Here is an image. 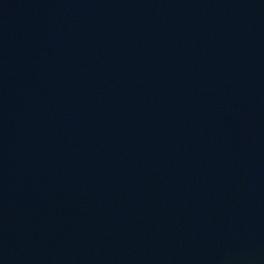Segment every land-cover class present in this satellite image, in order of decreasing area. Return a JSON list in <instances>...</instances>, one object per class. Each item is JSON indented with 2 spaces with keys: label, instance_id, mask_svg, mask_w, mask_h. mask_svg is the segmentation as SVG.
<instances>
[{
  "label": "water",
  "instance_id": "obj_1",
  "mask_svg": "<svg viewBox=\"0 0 264 264\" xmlns=\"http://www.w3.org/2000/svg\"><path fill=\"white\" fill-rule=\"evenodd\" d=\"M0 264H264V0H0Z\"/></svg>",
  "mask_w": 264,
  "mask_h": 264
}]
</instances>
